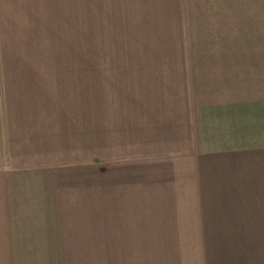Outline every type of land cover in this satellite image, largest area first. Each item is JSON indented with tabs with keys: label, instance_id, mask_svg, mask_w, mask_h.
Wrapping results in <instances>:
<instances>
[{
	"label": "rangeland",
	"instance_id": "374dc122",
	"mask_svg": "<svg viewBox=\"0 0 264 264\" xmlns=\"http://www.w3.org/2000/svg\"><path fill=\"white\" fill-rule=\"evenodd\" d=\"M48 2L39 13L54 22L4 25L0 64H47L38 82L56 107L93 68L95 164L56 183L0 176V264H264V165L240 191L225 152L194 136L201 148L153 159L114 141L133 131L136 102L183 87L177 76L188 87L199 63L264 48V0Z\"/></svg>",
	"mask_w": 264,
	"mask_h": 264
},
{
	"label": "crops",
	"instance_id": "0c3cea01",
	"mask_svg": "<svg viewBox=\"0 0 264 264\" xmlns=\"http://www.w3.org/2000/svg\"><path fill=\"white\" fill-rule=\"evenodd\" d=\"M48 1L0 0V34L5 24L36 28L54 22L39 13L46 12L51 4ZM36 35L24 33L18 37H41L40 32ZM230 51L228 57L215 58L206 65L199 63L198 70L185 74L193 85L186 87L184 77L177 76L183 87L174 94L168 93V88L158 102L152 96L146 105L136 102L133 131L119 128L114 141L120 145L133 142V149L148 159L184 156L191 152L189 144H196L192 149H197L201 148L198 143H204L207 149L225 152L234 177L238 175L235 189L249 191L256 167L264 165V48L243 46ZM224 63L229 69L221 66ZM87 67L79 78L86 81V91L66 94L65 100L56 96V107L57 101L45 99L47 92L38 82L47 64H0V176L38 175L56 183L65 174L94 166L95 74L91 66ZM20 87L21 91L17 89ZM190 89L193 94L187 93ZM71 98H76L74 103ZM143 114L147 117L144 124L139 123ZM192 136L198 143L191 140ZM20 160L25 168L16 170V161Z\"/></svg>",
	"mask_w": 264,
	"mask_h": 264
}]
</instances>
